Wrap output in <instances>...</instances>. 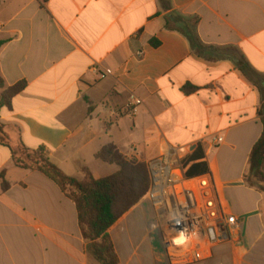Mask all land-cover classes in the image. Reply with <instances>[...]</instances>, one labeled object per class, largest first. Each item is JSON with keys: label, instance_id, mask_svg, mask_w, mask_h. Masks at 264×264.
Listing matches in <instances>:
<instances>
[{"label": "crops", "instance_id": "0c3cea01", "mask_svg": "<svg viewBox=\"0 0 264 264\" xmlns=\"http://www.w3.org/2000/svg\"><path fill=\"white\" fill-rule=\"evenodd\" d=\"M173 16L197 20V37L216 49L215 59L167 27ZM239 56L250 77L234 63ZM0 77L4 89L24 84L0 103L10 146L44 149L68 177L115 174L96 158L110 146L142 165L193 146L188 173L211 171L239 227L238 242L199 264H264V194L245 184L262 133L264 0H0ZM211 137L222 143L211 148ZM1 172L8 188L0 180V264H97L74 204L53 181L14 166L2 145ZM139 209L146 221L133 238L128 224ZM150 216L136 205L108 230L118 264H166L149 240Z\"/></svg>", "mask_w": 264, "mask_h": 264}, {"label": "trees", "instance_id": "16d2710c", "mask_svg": "<svg viewBox=\"0 0 264 264\" xmlns=\"http://www.w3.org/2000/svg\"><path fill=\"white\" fill-rule=\"evenodd\" d=\"M165 5V0H161ZM171 30H179L190 43L191 48L205 59H215L212 54L216 49L204 47L196 34L197 20L183 21L173 16ZM180 27H179V26ZM234 63L240 72L247 77L253 74L242 57H234ZM260 90V104L257 116L262 125L259 140L253 146L245 174V184L264 194V85L256 84ZM24 84L4 89L0 77V90L4 89L1 101L6 104L8 99L20 93ZM0 145L9 148L13 165L24 170L37 171L53 181L60 191L74 204L77 224L83 240L88 244V253L97 264H118L113 245L108 236V230L131 208L136 206L148 189L149 181L144 165L127 161L114 147L101 150L96 158L106 164L117 167V172L109 177L94 180L87 175L84 180L64 175L49 162L44 149L35 151L26 149L23 145L12 147L9 139L0 125ZM202 175L205 170H202ZM194 171L189 172L193 176ZM198 175V174H197ZM3 190L8 188L4 181V172L0 173Z\"/></svg>", "mask_w": 264, "mask_h": 264}, {"label": "built area", "instance_id": "2783aa9c", "mask_svg": "<svg viewBox=\"0 0 264 264\" xmlns=\"http://www.w3.org/2000/svg\"><path fill=\"white\" fill-rule=\"evenodd\" d=\"M90 69L95 71V65ZM139 104L135 100L128 107ZM204 140L200 138L196 146ZM209 140L211 148L222 143L218 137ZM192 149L183 146L145 164L149 186L144 200L151 211L148 237L166 264L205 262L213 248L239 239L238 221L223 201L211 171L189 176L184 160Z\"/></svg>", "mask_w": 264, "mask_h": 264}, {"label": "rangeland", "instance_id": "374dc122", "mask_svg": "<svg viewBox=\"0 0 264 264\" xmlns=\"http://www.w3.org/2000/svg\"><path fill=\"white\" fill-rule=\"evenodd\" d=\"M2 101L0 100V103H1ZM17 148H18V146H17ZM144 167H145V165H144ZM145 170H146V174H147V177H148V181H149V176H148V171H147V169H146V167H145ZM146 193V192H145ZM145 195V194H144ZM144 195H143V197L139 200V202H138V206L139 207H143V208H145V209H148V210H150L149 208H148V203H146V201L144 200ZM151 212V211H150ZM144 218V219H143ZM142 219H143V221H142ZM146 219V213L143 211V210H141V209H139V210H137V213L135 212L134 214H133V217H132V222L131 223H129L128 225H131L132 226V229H131V232H130V235H132L133 236V238H135L136 237V234L139 232V231H142V229H143V226L145 225V220Z\"/></svg>", "mask_w": 264, "mask_h": 264}]
</instances>
